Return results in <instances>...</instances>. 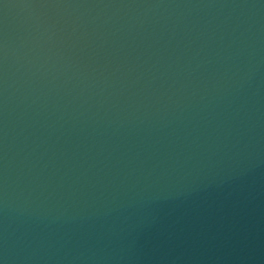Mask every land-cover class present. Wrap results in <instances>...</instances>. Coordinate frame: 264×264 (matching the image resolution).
Instances as JSON below:
<instances>
[{
	"label": "water",
	"instance_id": "95a60500",
	"mask_svg": "<svg viewBox=\"0 0 264 264\" xmlns=\"http://www.w3.org/2000/svg\"><path fill=\"white\" fill-rule=\"evenodd\" d=\"M0 264H264V0H0Z\"/></svg>",
	"mask_w": 264,
	"mask_h": 264
}]
</instances>
